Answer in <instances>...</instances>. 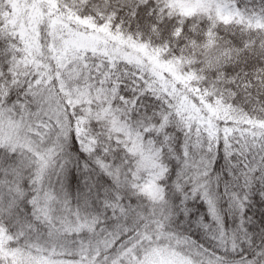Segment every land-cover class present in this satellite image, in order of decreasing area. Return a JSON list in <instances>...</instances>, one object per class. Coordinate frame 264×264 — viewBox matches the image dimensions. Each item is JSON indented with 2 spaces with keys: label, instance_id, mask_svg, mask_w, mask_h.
I'll use <instances>...</instances> for the list:
<instances>
[{
  "label": "snow or ice",
  "instance_id": "6c2138e0",
  "mask_svg": "<svg viewBox=\"0 0 264 264\" xmlns=\"http://www.w3.org/2000/svg\"><path fill=\"white\" fill-rule=\"evenodd\" d=\"M0 264H264V0H0Z\"/></svg>",
  "mask_w": 264,
  "mask_h": 264
}]
</instances>
